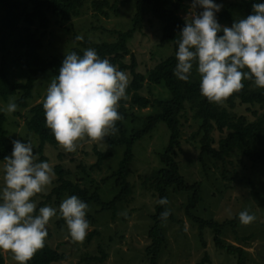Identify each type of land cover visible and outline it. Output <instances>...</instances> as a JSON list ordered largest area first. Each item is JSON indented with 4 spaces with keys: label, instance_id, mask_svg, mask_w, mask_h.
<instances>
[{
    "label": "trees",
    "instance_id": "trees-1",
    "mask_svg": "<svg viewBox=\"0 0 264 264\" xmlns=\"http://www.w3.org/2000/svg\"><path fill=\"white\" fill-rule=\"evenodd\" d=\"M227 0H217L222 3V9L217 13L219 23L232 24L247 16L252 12L254 0H232L226 4ZM96 16L110 18L112 12L120 14L121 5L135 6V14L132 25L127 30H112L116 35L113 41H94L88 37H79L75 34L76 46L72 51L82 55L87 48L96 49L101 58H108L111 63L120 70L131 73L132 80L126 89V99L120 101L118 111L122 119L116 122L118 131L114 135L106 136L103 140L106 148L95 146L94 153L97 156L95 163L86 164L82 161L77 165V171L58 164L55 167L57 179L49 194H45L46 200L43 204L55 202L60 204L63 199L70 195H78L88 203L89 210L94 208V214L87 213L89 225H96L98 216L112 214V220L118 219V214L126 207H130L129 216L124 215L122 220H129L130 215L138 208L133 207L135 201L136 185L130 180L131 164L135 159V146L146 135L154 132L156 127L163 125L169 132V140L163 151L159 153V164L149 173L142 177V190L150 193L155 198V212L150 214L152 224L148 230L151 243L146 247V254L150 264H158L164 247H168L166 236L167 224L173 220L171 214L172 195L195 189L193 197H189V209L197 208L202 200V184L195 182L190 184L188 177L183 174L181 155L183 153V128L186 125L187 108L191 104H197L195 118L201 121L202 127L195 132L191 139H197L203 134L201 148L204 155L217 161H222L226 165L228 158L233 153L238 152L248 159L260 164H264V88H253L255 83L251 80L243 81L244 87L233 93L225 101L229 106L209 102L201 95L199 89L200 79L197 77L195 65L189 81L179 80L173 72L176 65L175 52L177 40L180 38V30L186 22V18L181 13H188L191 9V0H92L91 1ZM86 6V0H0V36H7L11 32L16 33L14 47L17 53L12 57L3 56L0 60V97L5 101L15 96L16 104L27 109L29 101L34 98L36 84L42 77L51 72L57 75L64 56H46L42 50L44 47L43 38L51 23L50 15L57 16L60 22H67L74 18H79ZM152 18L161 23L162 37L161 46L171 45L173 53L159 62L148 71V75L137 70L138 61L135 54L130 50L129 41L141 31L147 21ZM38 24L37 28H34ZM40 29L41 33H40ZM130 57L131 62L126 59ZM12 64L21 69L26 76L25 81H12L8 69ZM162 85L170 92V97L166 99L144 95L141 90L145 81ZM251 105L249 107L256 119H249L247 116H237L235 107L238 105ZM158 108V110L142 119L137 115L135 108L144 109L147 107ZM253 107H258L256 110ZM196 108L193 106V109ZM30 115L26 118V125L29 132H33L39 138V144L35 148L40 160H47L44 156L47 144L54 147L60 146L45 124L43 101H40L29 109ZM7 115L0 112V160L11 154L12 137L6 128ZM218 128L222 133L228 131L226 136L219 140L218 147H213L215 141L212 131ZM122 147L123 155L116 168L107 173L100 182L94 175L103 170L106 161L115 156L116 149ZM63 157V154L60 153ZM60 157V158H61ZM229 161V160H228ZM109 188L111 195L105 196L104 190ZM259 195V194H258ZM261 200H264V193ZM166 197L167 202L159 203L160 199ZM144 206H141V209ZM146 207V206H145ZM136 209V210H135ZM88 210V211H89ZM167 212L164 216L163 213ZM95 214H97L95 216ZM65 220L60 217L59 226H63ZM235 223L234 220L226 221L224 225ZM215 228L223 226L220 223L205 222ZM204 226V225H203ZM221 233V229H220ZM100 235L97 229L92 230L86 237V242L91 241ZM71 239V237H70ZM113 239V238H112ZM245 238V240H249ZM220 246L225 247L220 241ZM234 248V246L232 247ZM235 249L240 252L239 264H246V251L243 247ZM232 253V249H229ZM68 255L58 248H53L45 241L44 247L39 249L27 264H53L64 261ZM109 258V252L99 243L98 253L86 252L77 264H104ZM6 260L0 250V264H5ZM204 264V263H202Z\"/></svg>",
    "mask_w": 264,
    "mask_h": 264
},
{
    "label": "rangeland",
    "instance_id": "rangeland-1",
    "mask_svg": "<svg viewBox=\"0 0 264 264\" xmlns=\"http://www.w3.org/2000/svg\"><path fill=\"white\" fill-rule=\"evenodd\" d=\"M91 1L86 0V6L79 18L62 23L57 16L50 15L51 23L43 38L42 52L44 55L56 54L65 57L76 46L74 41L76 33L79 37H88L94 41H113L116 35L111 33L112 30H127L131 27L135 14L133 4L121 5L119 15L112 12L110 18H105L102 15L99 17L95 15L96 11ZM229 1L232 0H227L226 4ZM111 2L113 3L114 0ZM190 14L191 9L188 13H181L182 17L186 19ZM221 24L231 26V24ZM37 27L38 24L34 28ZM16 36L15 32H11L5 37L0 36V60L3 56L10 58L17 53L14 47ZM161 37V23L152 18L129 41L130 50L138 61L137 70L139 72L148 75L149 70L173 53L171 45L161 46ZM126 61L130 63L131 58L128 57ZM10 65L12 67L8 71L11 80L25 81L27 75L15 67L12 62ZM125 73L131 82L133 76L129 71ZM197 76L200 79L198 72ZM52 77L54 76L49 71L37 82L34 98L29 101L30 105L27 109L17 104L16 111L9 113L6 111L7 105L9 102L16 103L17 97L13 96L7 101L0 97V108H4L7 115L5 126L12 140L26 141L30 139L36 147L38 146L39 138L33 132H29L25 121L30 115V107L43 101ZM252 87L257 88L255 84ZM141 92L153 99L170 97L168 89L162 85L150 83L148 80L145 81ZM223 105L229 106L227 102ZM193 106L196 108L193 109ZM249 107L252 106L240 104L234 110L238 117L245 115L249 119H256L257 116ZM257 108L253 107L254 110ZM197 109V104H192V107L190 104L186 111L188 117L183 128L184 150L181 155V164L183 174L188 177L190 184L201 182L202 200L197 208L189 209V197H193L195 189L172 195L170 210L174 219L169 220L170 222L166 225L168 247L163 248L158 264H239L241 256L235 247H243L246 251V264H264V200L263 202L261 200L264 193V164L252 161L238 152L228 158L229 161L227 160L225 166L222 165V161H217L207 155H204L202 160L201 139L203 134L198 135L197 139H191V136L203 124L195 118ZM157 110L158 108L150 106L144 109L135 108L137 115L142 119ZM263 111L264 109H260L259 113ZM167 130L163 125H160L135 146V159L131 164L130 180L136 185L134 193L136 197L132 206L138 210L135 209L136 211L130 215L128 221L125 222L122 217L129 216L130 207L121 210L116 220L111 219L112 214L109 212L103 216L95 214L98 216L99 222L96 225H90L87 235L94 229L99 230L100 235L96 236L91 243H87V235L83 241L70 239L66 223H63L62 227L58 224L59 215L50 219L45 241L53 248H58L68 255L66 260L53 264H77L86 252L98 253L99 243L109 252V258L104 264H150L146 247L151 243L148 230L152 224L150 214L155 212V198L142 190L141 182L147 172L149 173L153 168L160 166L159 153L163 151L169 140ZM227 132L222 133L218 128L212 131V136L215 139L212 142L213 147H218L219 140L225 137ZM103 139L93 141L85 137L78 143L74 152H66L61 145L54 147L47 144L44 156L47 157V161L54 170L58 164H62L66 168L77 171V165L81 161L86 164L96 162L97 156L94 153V148L98 146L105 149L106 143ZM122 151V147H118L115 156L103 165V170L93 174L98 182L117 167L123 155ZM60 153L63 154V157L60 156ZM38 157H40L39 154ZM3 163L4 161L0 160V166ZM56 179L57 175H55L53 185L47 193H40L33 197L37 201V209L45 205L58 208L59 205L55 202L43 204L46 200L45 194L51 192ZM2 182V178H0V184ZM111 192L109 188L104 190V194L108 198L113 195ZM141 206L144 207L139 209ZM245 209L255 217L248 224H242L238 216V213ZM87 213L94 214V208H91ZM230 220H234L235 223L224 225L226 221ZM205 222L222 224L223 226H219L221 233L220 229L209 224L205 225ZM249 237L251 239L245 240ZM220 241L225 247L220 246ZM233 246L234 248H232ZM229 249H232L233 252L230 253ZM1 252L5 257V264H18L10 251L1 250Z\"/></svg>",
    "mask_w": 264,
    "mask_h": 264
},
{
    "label": "clouds",
    "instance_id": "clouds-1",
    "mask_svg": "<svg viewBox=\"0 0 264 264\" xmlns=\"http://www.w3.org/2000/svg\"><path fill=\"white\" fill-rule=\"evenodd\" d=\"M221 9L217 0H191V14L176 42L173 69L179 80L189 81L195 65L201 95L217 104L239 92L243 81L264 88V0H254L252 12L231 26L219 23ZM129 83L127 73L101 58L94 48L85 49L82 55L67 53L43 99L45 124L57 143L66 152H74L85 137L96 141L114 135L116 122L122 119L120 101L127 98ZM16 109L17 104L9 102L6 111ZM12 145L0 166V250L10 251L18 264H27L44 247L54 216L65 220L73 241H83L90 228L89 205L73 194L58 208L45 205L37 209L33 197L50 190L54 168L39 159L30 139H13ZM166 202V197L159 201ZM238 216L242 224L255 219L247 209Z\"/></svg>",
    "mask_w": 264,
    "mask_h": 264
}]
</instances>
